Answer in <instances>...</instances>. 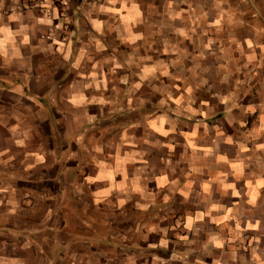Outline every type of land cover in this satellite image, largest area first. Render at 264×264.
Listing matches in <instances>:
<instances>
[{
	"label": "crops",
	"instance_id": "1",
	"mask_svg": "<svg viewBox=\"0 0 264 264\" xmlns=\"http://www.w3.org/2000/svg\"><path fill=\"white\" fill-rule=\"evenodd\" d=\"M0 264H264V0H0Z\"/></svg>",
	"mask_w": 264,
	"mask_h": 264
},
{
	"label": "rangeland",
	"instance_id": "2",
	"mask_svg": "<svg viewBox=\"0 0 264 264\" xmlns=\"http://www.w3.org/2000/svg\"><path fill=\"white\" fill-rule=\"evenodd\" d=\"M101 228L105 229V228H106V226H103V227H101Z\"/></svg>",
	"mask_w": 264,
	"mask_h": 264
}]
</instances>
